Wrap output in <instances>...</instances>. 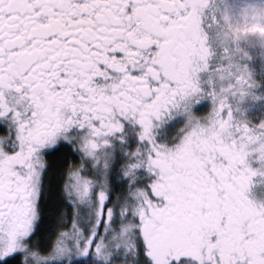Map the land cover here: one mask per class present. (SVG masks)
Segmentation results:
<instances>
[{
	"label": "snow or ice",
	"instance_id": "snow-or-ice-1",
	"mask_svg": "<svg viewBox=\"0 0 264 264\" xmlns=\"http://www.w3.org/2000/svg\"><path fill=\"white\" fill-rule=\"evenodd\" d=\"M256 100L264 0H0V264H264Z\"/></svg>",
	"mask_w": 264,
	"mask_h": 264
},
{
	"label": "rangeland",
	"instance_id": "rangeland-1",
	"mask_svg": "<svg viewBox=\"0 0 264 264\" xmlns=\"http://www.w3.org/2000/svg\"><path fill=\"white\" fill-rule=\"evenodd\" d=\"M246 111L244 115L246 118L252 120L253 122L258 121L261 118H264V100H256L250 102L245 106ZM260 191L258 190L257 195L260 196Z\"/></svg>",
	"mask_w": 264,
	"mask_h": 264
},
{
	"label": "flooded vegetation",
	"instance_id": "flooded-vegetation-1",
	"mask_svg": "<svg viewBox=\"0 0 264 264\" xmlns=\"http://www.w3.org/2000/svg\"><path fill=\"white\" fill-rule=\"evenodd\" d=\"M257 193H258V190L255 192V195H257ZM261 195V194H260ZM258 196V195H257Z\"/></svg>",
	"mask_w": 264,
	"mask_h": 264
}]
</instances>
